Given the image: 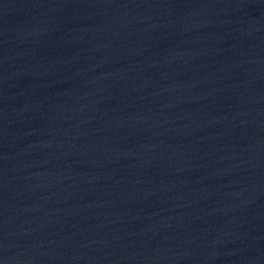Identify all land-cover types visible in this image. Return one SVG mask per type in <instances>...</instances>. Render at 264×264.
I'll list each match as a JSON object with an SVG mask.
<instances>
[{
  "label": "water",
  "instance_id": "95a60500",
  "mask_svg": "<svg viewBox=\"0 0 264 264\" xmlns=\"http://www.w3.org/2000/svg\"><path fill=\"white\" fill-rule=\"evenodd\" d=\"M0 264H264V0H0Z\"/></svg>",
  "mask_w": 264,
  "mask_h": 264
}]
</instances>
